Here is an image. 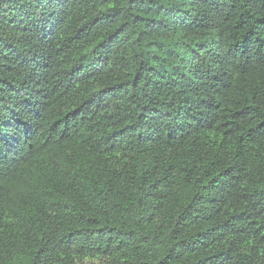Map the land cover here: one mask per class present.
<instances>
[{"label":"trees","instance_id":"obj_1","mask_svg":"<svg viewBox=\"0 0 264 264\" xmlns=\"http://www.w3.org/2000/svg\"><path fill=\"white\" fill-rule=\"evenodd\" d=\"M0 264H264V0H0Z\"/></svg>","mask_w":264,"mask_h":264}]
</instances>
